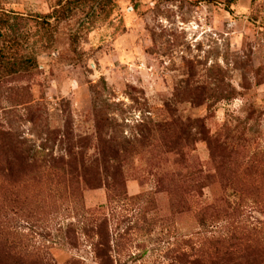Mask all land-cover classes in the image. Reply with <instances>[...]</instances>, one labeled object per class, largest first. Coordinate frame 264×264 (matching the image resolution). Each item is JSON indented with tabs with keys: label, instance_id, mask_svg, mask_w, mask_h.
I'll use <instances>...</instances> for the list:
<instances>
[{
	"label": "rangeland",
	"instance_id": "1",
	"mask_svg": "<svg viewBox=\"0 0 264 264\" xmlns=\"http://www.w3.org/2000/svg\"><path fill=\"white\" fill-rule=\"evenodd\" d=\"M183 254L264 264V0H0V264Z\"/></svg>",
	"mask_w": 264,
	"mask_h": 264
},
{
	"label": "trees",
	"instance_id": "2",
	"mask_svg": "<svg viewBox=\"0 0 264 264\" xmlns=\"http://www.w3.org/2000/svg\"><path fill=\"white\" fill-rule=\"evenodd\" d=\"M139 198L135 199V200H138ZM100 260H102L101 257H98ZM179 261H177L179 264H180V261L181 263L183 262L184 264H200L201 261L200 260H197V261H194V262H189L187 261V257L185 254L181 255L180 258H178Z\"/></svg>",
	"mask_w": 264,
	"mask_h": 264
}]
</instances>
